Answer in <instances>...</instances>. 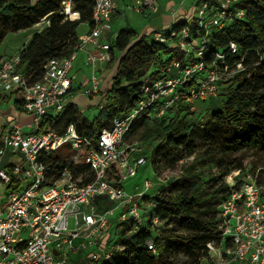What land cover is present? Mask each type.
Instances as JSON below:
<instances>
[{
    "label": "built area",
    "instance_id": "obj_1",
    "mask_svg": "<svg viewBox=\"0 0 264 264\" xmlns=\"http://www.w3.org/2000/svg\"><path fill=\"white\" fill-rule=\"evenodd\" d=\"M93 1L94 26L79 37L70 57L50 59L37 81L29 82L19 68L20 52L0 59V104L8 95L15 96L22 101V110L33 115L30 131L9 120L0 132V264H68L71 253L92 249L93 259L108 258L115 247L100 241L111 219L135 222L136 228L149 219L159 231L164 222L147 216V208L152 209L155 203L145 200L153 182L145 180L133 193L122 185L147 164V158L139 154L131 161L133 153L143 148L141 143L128 141V132L138 119L160 118L180 105L196 111L198 102L216 97L225 86L232 87L235 76L246 68L242 60L232 61L222 51L206 57L208 34L243 19L245 11L235 6L237 0H205L197 4L187 24L155 32V38L180 52L181 58L163 55L155 74L145 79L137 105L115 117L94 140L81 135L74 123L63 133L49 122L36 132L41 121L57 117L72 96L78 79L75 62L81 49L92 47L84 61L90 74L85 83H79V89L90 96L100 91L99 68L115 59L107 34L118 1ZM127 7L143 14L156 7V0H135ZM62 11L71 19L70 0L63 1ZM229 47L238 51L234 42ZM62 147H68L74 156L59 173L50 175L46 158ZM83 152L88 169L80 170L77 163ZM12 178L16 188H9ZM235 184L219 205V229L229 238L228 244L209 242V254L213 264H264V188L257 176L251 175L239 186ZM99 196L115 206L100 211L95 202ZM70 217L75 218L73 228ZM150 248L158 253L152 241Z\"/></svg>",
    "mask_w": 264,
    "mask_h": 264
},
{
    "label": "trees",
    "instance_id": "obj_2",
    "mask_svg": "<svg viewBox=\"0 0 264 264\" xmlns=\"http://www.w3.org/2000/svg\"><path fill=\"white\" fill-rule=\"evenodd\" d=\"M63 1L0 0V47L8 34L32 28L43 20L49 21L43 31H34L19 51V68L29 82L42 76L50 59L73 54L79 42L80 25L94 26L93 0H70V12L79 13L78 19H70L62 11ZM202 1L205 0H199L198 4ZM235 6L245 11V17L208 34V59L222 51L232 61L242 60L246 66L233 79V90L222 99L223 108L207 111L211 114L209 121L202 125L194 121L196 111L180 105L163 117L138 119L127 134L128 139L137 131L147 129L148 137L159 139L152 150L151 165L155 175L167 183L154 195H145V200L150 198L155 203L147 216H157L164 224L155 231L149 219L138 228L135 222H123L117 239L111 241L115 247L112 255L92 259L89 264H179L176 253L182 250L195 258L184 264H199L200 258L210 256L209 242L228 244L229 238L223 237L219 229L222 219L220 209L216 208L230 194L232 186L223 184V188L207 191L201 173L195 171L199 159L194 158L189 164L185 161L204 145L211 157L202 161L223 169L222 177L233 170L242 172L246 169L236 154L247 150L264 153V0H237ZM187 23L184 19L172 27L179 28ZM154 34H139L132 27H126L112 40L114 71L99 114L89 119L75 103L68 102L57 117L42 120L36 132L42 131L49 122L63 133L74 123L81 135L94 140L103 128L112 125L115 117L127 114L142 98L145 79L155 74L162 55L173 54L172 58H181L180 52H174ZM232 42L237 44V52L231 51ZM105 83L106 80L102 85ZM15 105L22 109L20 99H15ZM62 148L46 158L50 175L59 173L70 160ZM84 155L83 152L77 163L80 170L88 169L83 163ZM242 181L243 177H240L234 186H239ZM257 181L264 188V174L257 175ZM16 187L12 178L9 188ZM95 202L100 211L115 206L102 196L96 197ZM206 213L215 215L203 219ZM151 241L158 249L157 254L150 248Z\"/></svg>",
    "mask_w": 264,
    "mask_h": 264
},
{
    "label": "rangeland",
    "instance_id": "obj_3",
    "mask_svg": "<svg viewBox=\"0 0 264 264\" xmlns=\"http://www.w3.org/2000/svg\"><path fill=\"white\" fill-rule=\"evenodd\" d=\"M37 1L38 0H33L34 3H36ZM48 25H49V21L43 20L32 28L21 30L18 32H12L8 34V36L5 38L4 42L0 47L1 54L10 56L13 53L20 51L21 48L24 46V44L28 42V37L34 31H38V32L43 31ZM87 30H88V25L82 24L80 25L78 32L79 34H82ZM112 66L113 63L111 64V67H107L104 72L98 74V76L103 81L106 80V83L100 86L99 93H97L94 96L87 95L86 93L83 92V89H79V83H81L80 81L83 78V76H85V74L89 75L88 71L86 70L79 71L78 72L79 78L76 81V87L73 90L72 96L67 100L66 103L68 102L75 103L78 106V108L82 111V113L89 119H92L95 115L99 114L102 107L101 105H103L106 101V99L104 98L105 89L109 87V83L111 82L112 79V75L114 71L112 69ZM232 90L233 88L225 86L224 89L216 97L212 98L211 101L198 102L196 104V113L194 114V121L198 124H202V125L206 124L209 121L211 115L207 111L221 110L223 108L222 99L226 97L227 93L231 92ZM32 119H33L32 114H26V116L23 119L18 121L24 124L23 125L24 130L28 132L31 130V126L29 125V123L32 121ZM128 141L141 143V147L143 148L142 152L133 153L131 157V161L135 160L139 154L147 158V164H145L139 169L138 174L135 177L124 179L122 182L123 188L126 191L133 193L136 191V187L141 188L144 181L149 179L150 181L153 182V187L149 190L148 194L152 195L153 192H155L158 188H160L165 184V182H161L158 179V177L155 175L151 165L152 150L156 146V144H158L159 139L148 137L147 129H143L129 136ZM205 149H206L205 146L201 145L199 150L196 152V154L190 159L186 160L185 162L189 164L194 160V158L199 159L200 163L198 164L195 171L201 173L202 175L201 179L207 191L212 189L223 188V184H227L231 186L240 177L244 178L249 175L254 177L260 174H264V153L255 150H247L242 153L236 154L237 157H240L242 159L246 169L242 172H240V170H233L221 177L224 171L223 169L218 168L215 164H212L210 162L202 161L203 158L207 159L211 157L206 153ZM61 150L65 152L70 158L71 156H74L73 152L69 150V148L67 147L62 148ZM216 209H219V207H217ZM150 210L151 209L147 208L148 212ZM213 215H215V213H206L203 215V219H208ZM69 223H70V227L72 228L75 227L76 226L75 218L70 217ZM123 227L124 224L119 223L117 219H111L108 224V228L106 229L103 235V239L102 241H100V244L105 246L106 243H110L112 240H116L118 237V232H120ZM177 229H179L178 225H177ZM94 251L95 250L92 249L89 253L88 252H80L76 254L71 253L68 264H89V261L92 260L93 257H95V255L93 254ZM176 259L179 264H184L186 262H191L195 260V258L185 250L176 253ZM198 261L199 264L214 263L213 257L211 256L207 258H200Z\"/></svg>",
    "mask_w": 264,
    "mask_h": 264
},
{
    "label": "crops",
    "instance_id": "obj_4",
    "mask_svg": "<svg viewBox=\"0 0 264 264\" xmlns=\"http://www.w3.org/2000/svg\"><path fill=\"white\" fill-rule=\"evenodd\" d=\"M117 1H118L117 13L113 18L112 28L107 34L108 38L111 41L116 39L119 32L126 27H132L139 34L152 35L154 32L158 30L169 28L175 22L184 19L188 20L194 14L199 0H156V7L153 10L148 9L143 14H139L127 7L128 4H132L135 0H117ZM71 19L74 18H72L71 16ZM89 30H90V26L88 25V30L80 34V36L89 32ZM31 35L28 37V41L30 40ZM91 50L92 47L90 45H87L79 51L78 57L75 62V71L77 72V74L81 70H86L90 74V70L84 65V61L87 53ZM115 52L117 53V51ZM16 53H13L12 55ZM1 55L2 57H9L4 54ZM113 62L107 65H103L101 68H99L98 74L104 72L107 67H111V64ZM88 76L89 75L85 74V76H83L80 82L85 83ZM102 83L103 80L101 82V85ZM15 99H16L15 96L8 95L1 101L0 132L2 131L3 127L9 120H16L17 122H19L18 120L23 119L26 116V114H29L23 111L22 109H18L16 107ZM20 124L24 125L23 123ZM139 189L140 188L136 187V191Z\"/></svg>",
    "mask_w": 264,
    "mask_h": 264
},
{
    "label": "bare ground",
    "instance_id": "obj_5",
    "mask_svg": "<svg viewBox=\"0 0 264 264\" xmlns=\"http://www.w3.org/2000/svg\"><path fill=\"white\" fill-rule=\"evenodd\" d=\"M71 14V16H72V18H76V19H78V17H79V14L78 13H70Z\"/></svg>",
    "mask_w": 264,
    "mask_h": 264
}]
</instances>
